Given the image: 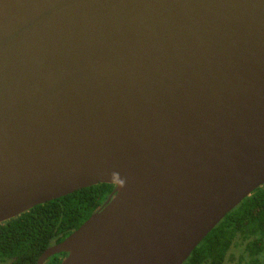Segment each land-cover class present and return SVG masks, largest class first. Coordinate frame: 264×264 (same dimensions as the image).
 I'll use <instances>...</instances> for the list:
<instances>
[{
    "label": "water",
    "instance_id": "95a60500",
    "mask_svg": "<svg viewBox=\"0 0 264 264\" xmlns=\"http://www.w3.org/2000/svg\"><path fill=\"white\" fill-rule=\"evenodd\" d=\"M98 184L37 264H184L264 186V0H0V224Z\"/></svg>",
    "mask_w": 264,
    "mask_h": 264
},
{
    "label": "trees",
    "instance_id": "16d2710c",
    "mask_svg": "<svg viewBox=\"0 0 264 264\" xmlns=\"http://www.w3.org/2000/svg\"><path fill=\"white\" fill-rule=\"evenodd\" d=\"M115 186L98 184L35 206L0 224V264H37L107 201ZM238 250V264H264V186L256 189L206 236L184 264H224ZM66 253L45 264H61Z\"/></svg>",
    "mask_w": 264,
    "mask_h": 264
},
{
    "label": "rangeland",
    "instance_id": "374dc122",
    "mask_svg": "<svg viewBox=\"0 0 264 264\" xmlns=\"http://www.w3.org/2000/svg\"><path fill=\"white\" fill-rule=\"evenodd\" d=\"M238 256V250H234L233 253L230 254L229 261H225L224 264H238L236 258Z\"/></svg>",
    "mask_w": 264,
    "mask_h": 264
}]
</instances>
